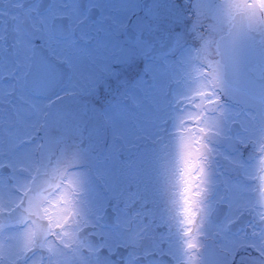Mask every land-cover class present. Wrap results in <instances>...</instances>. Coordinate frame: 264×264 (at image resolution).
<instances>
[{"label":"snow or ice","instance_id":"snow-or-ice-1","mask_svg":"<svg viewBox=\"0 0 264 264\" xmlns=\"http://www.w3.org/2000/svg\"><path fill=\"white\" fill-rule=\"evenodd\" d=\"M212 44L224 89L196 92L241 107L251 161L264 153V0H207L206 9L202 0H0V264H264V214L250 195L258 186L238 181L229 196L212 181L218 207L196 229L199 246L177 249L161 211V162L192 102L173 64ZM252 60L259 84L246 79ZM213 126L202 138L215 177L214 155L232 137L223 122ZM233 164L256 179L252 165ZM53 173L55 204L42 198Z\"/></svg>","mask_w":264,"mask_h":264},{"label":"flooded vegetation","instance_id":"flooded-vegetation-1","mask_svg":"<svg viewBox=\"0 0 264 264\" xmlns=\"http://www.w3.org/2000/svg\"><path fill=\"white\" fill-rule=\"evenodd\" d=\"M202 7L206 9L207 0H202ZM205 22L211 23L212 21L206 20ZM232 24L236 26L234 31L239 29V17L232 21ZM224 26H229L227 19H225ZM215 59H218V57L215 55V44H212L210 47L204 46L199 51L194 50L183 56L177 53L173 64V75L182 81L180 87L191 89L190 94L192 96L190 114L184 115L183 126L176 130L175 139L169 148L170 154L166 161L161 162L165 166L164 171L168 180L161 211L170 222V227L166 230H170L173 243L177 249H181L183 241L197 243L199 246V243L203 240L204 233L202 231L198 232L196 229L201 226L206 229L209 221L214 218L218 207L215 202L211 201L213 180L220 195H224L227 191L228 195L231 196L236 191L237 182L241 180L258 186L250 195L254 202H259L255 211L264 214V187H259L264 185V180H261L264 177V153L257 149L255 158L251 161L247 159L252 149L250 146L251 141L248 139L249 133L243 131L244 127L248 125V121L242 114L241 107L224 104L223 96L220 100V105L223 106L209 105L207 98L198 96L196 92L197 89L206 93L211 92L213 87L217 90L224 89V84L215 78ZM245 72L247 80L259 84L261 67L256 60H252L247 64ZM129 80H132L131 76H129ZM110 83L115 87L114 81H110ZM129 87H135V85L130 83ZM245 88V83H237L232 87V92L235 96H241ZM255 102V99H253L252 103ZM214 107L217 110L215 114H212L210 110ZM220 122L226 125L225 131H228L232 139L226 141L223 147L219 149L221 155H214V160L218 162L216 168L218 175L213 177L210 164L203 159V156L207 155V148H205L207 141L202 137L205 134L213 135L217 131L213 125ZM201 128L204 129V133L200 132ZM245 143L249 146H242ZM208 147L210 148L211 145H208ZM234 160H242L246 167L252 165L251 170L254 172L256 179L249 180L244 175L243 169L234 166ZM193 165L202 168L203 171H193ZM199 181L206 182L199 183ZM59 183H61L59 174H51L46 185L48 191L42 193V198L46 197L52 199L53 204L57 203L60 194L57 193L56 197L53 198L49 196V193H55V186ZM198 183L199 187H197ZM197 192L202 194L196 195ZM186 199L189 201L187 204L185 203ZM219 207L221 212L228 211L226 204ZM189 208L191 211L185 212V209ZM49 215L57 218L60 213L56 208H49ZM189 216L195 220V223L188 222ZM180 220H183L184 223H178ZM47 223L46 219L44 224ZM188 229H192V231L189 232ZM49 238L51 239V237ZM183 247L186 249V244ZM186 250L193 252L191 249ZM199 250L203 251V249ZM183 264H196V258L193 256L189 260V257L184 256Z\"/></svg>","mask_w":264,"mask_h":264}]
</instances>
